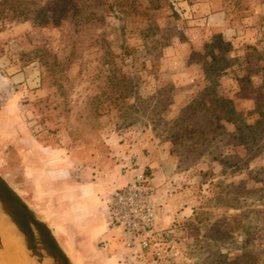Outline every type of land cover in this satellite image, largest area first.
I'll return each instance as SVG.
<instances>
[{
  "label": "rangeland",
  "instance_id": "374dc122",
  "mask_svg": "<svg viewBox=\"0 0 264 264\" xmlns=\"http://www.w3.org/2000/svg\"><path fill=\"white\" fill-rule=\"evenodd\" d=\"M133 9L47 27L4 15L0 174L26 201V158L39 149L51 152L48 174L109 177L96 214L106 225L108 195L132 163L151 185L174 187L157 264L263 260L264 0H136ZM67 231L55 235L75 264H122L118 230L93 244Z\"/></svg>",
  "mask_w": 264,
  "mask_h": 264
},
{
  "label": "crops",
  "instance_id": "0c3cea01",
  "mask_svg": "<svg viewBox=\"0 0 264 264\" xmlns=\"http://www.w3.org/2000/svg\"><path fill=\"white\" fill-rule=\"evenodd\" d=\"M12 79L15 84L24 80V77L14 74ZM1 108L2 84L0 79V127L5 121V118H3L4 112ZM49 157H51V152H46L43 149L27 154V179L29 186H31V199H27V202L36 210L41 211L42 218L49 223L58 236H66L68 232H71L67 231V228H70L74 231V234L83 236L82 239L89 244L97 242L100 238L109 239L112 231L115 232L116 229L109 225L108 216L107 223L104 225L97 220L98 215L96 214L103 211L98 195L103 188L108 189L112 179L107 177L104 184L101 181L83 183L64 179L66 173L62 176L61 174H48L46 173V167H48ZM39 171L42 172L41 176ZM35 172L38 173L35 174ZM131 173L127 176L129 179L133 176V173ZM35 176H38L36 182ZM158 179L159 175L157 174L153 179L154 184L158 182ZM125 182L126 178L118 180V184ZM27 195L30 196V191L27 192ZM104 210H107V201ZM116 232L119 233V231ZM107 233L109 234L107 235ZM123 250L125 251L124 248ZM7 253L5 247L0 248V264H11V259L8 258ZM123 255L125 257L126 254ZM123 260L124 258H122ZM25 262L27 264V261Z\"/></svg>",
  "mask_w": 264,
  "mask_h": 264
},
{
  "label": "built area",
  "instance_id": "2783aa9c",
  "mask_svg": "<svg viewBox=\"0 0 264 264\" xmlns=\"http://www.w3.org/2000/svg\"><path fill=\"white\" fill-rule=\"evenodd\" d=\"M124 164L123 169L134 174L126 185L110 192L107 199L109 225L119 231L126 250L122 264H150L151 257L156 258V264L163 263L162 247L172 231L163 229L161 224L174 197L173 184L151 185L144 172L134 170L132 163Z\"/></svg>",
  "mask_w": 264,
  "mask_h": 264
},
{
  "label": "water",
  "instance_id": "95a60500",
  "mask_svg": "<svg viewBox=\"0 0 264 264\" xmlns=\"http://www.w3.org/2000/svg\"><path fill=\"white\" fill-rule=\"evenodd\" d=\"M0 219L13 227L28 264H75L52 228L1 174Z\"/></svg>",
  "mask_w": 264,
  "mask_h": 264
},
{
  "label": "trees",
  "instance_id": "16d2710c",
  "mask_svg": "<svg viewBox=\"0 0 264 264\" xmlns=\"http://www.w3.org/2000/svg\"><path fill=\"white\" fill-rule=\"evenodd\" d=\"M135 2L136 0H0V20L6 13H9L17 19L30 21L40 27H47L60 25L65 18H81L87 11L102 9L103 7L121 14L132 13L135 11L133 9ZM127 7H129L128 10ZM260 125L262 126V122L257 120L253 125L247 127L254 130ZM231 137L237 140L241 139L240 136L232 135ZM244 256L248 257L247 254ZM254 258L252 264H264V259Z\"/></svg>",
  "mask_w": 264,
  "mask_h": 264
},
{
  "label": "bare ground",
  "instance_id": "6f19581e",
  "mask_svg": "<svg viewBox=\"0 0 264 264\" xmlns=\"http://www.w3.org/2000/svg\"><path fill=\"white\" fill-rule=\"evenodd\" d=\"M0 237L3 246L8 252L7 256L11 259V264H26L24 249L19 243L13 227L2 219H0ZM15 250H17L19 254L14 253L13 251Z\"/></svg>",
  "mask_w": 264,
  "mask_h": 264
}]
</instances>
